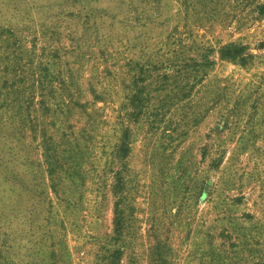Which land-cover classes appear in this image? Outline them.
Listing matches in <instances>:
<instances>
[{
  "label": "rangeland",
  "instance_id": "rangeland-1",
  "mask_svg": "<svg viewBox=\"0 0 264 264\" xmlns=\"http://www.w3.org/2000/svg\"><path fill=\"white\" fill-rule=\"evenodd\" d=\"M263 44L264 0H0V264H264Z\"/></svg>",
  "mask_w": 264,
  "mask_h": 264
},
{
  "label": "trees",
  "instance_id": "trees-1",
  "mask_svg": "<svg viewBox=\"0 0 264 264\" xmlns=\"http://www.w3.org/2000/svg\"><path fill=\"white\" fill-rule=\"evenodd\" d=\"M264 44L262 45V47ZM243 50L242 47L237 46H230L226 49L221 50V57L222 58H228V59H236L240 56L241 51ZM115 228L118 231L120 229V221L118 219H115Z\"/></svg>",
  "mask_w": 264,
  "mask_h": 264
}]
</instances>
